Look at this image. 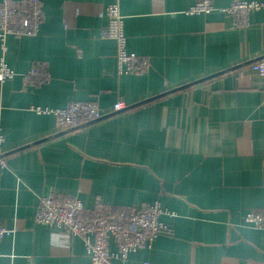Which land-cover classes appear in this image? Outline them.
Masks as SVG:
<instances>
[{
    "label": "crops",
    "instance_id": "0c3cea01",
    "mask_svg": "<svg viewBox=\"0 0 264 264\" xmlns=\"http://www.w3.org/2000/svg\"><path fill=\"white\" fill-rule=\"evenodd\" d=\"M117 1L145 74L119 75L116 42L101 37ZM234 1L192 15L195 0H41L39 33L9 36L5 52L0 41L16 73L0 83V222L15 230L0 264H92L81 239L35 221L50 192L90 215L156 201L174 214L127 264H264V230L245 223L264 210V76L250 66L264 58V9L240 29ZM119 100L151 101L71 131L32 109L96 102L110 115Z\"/></svg>",
    "mask_w": 264,
    "mask_h": 264
},
{
    "label": "built area",
    "instance_id": "2783aa9c",
    "mask_svg": "<svg viewBox=\"0 0 264 264\" xmlns=\"http://www.w3.org/2000/svg\"><path fill=\"white\" fill-rule=\"evenodd\" d=\"M214 0H195L189 9L192 15H209L214 11ZM264 9V3L249 0H235L227 11L235 27L244 29L251 24L250 14ZM108 24L102 30V39L113 40L117 45V68L121 76L142 75L150 70L147 57L131 53L127 48L124 19L119 2L107 6ZM44 6L41 0H3L0 3V41L2 50H7L9 36L16 38L36 36L43 24ZM252 70L264 76V58L250 64ZM29 75L35 76L34 70ZM16 76L5 58L0 61V83ZM128 105L119 100L111 114L125 111ZM38 114H52L57 118L61 131L79 129L100 121L105 113L96 102H72L65 108L34 107ZM4 136L0 133V166H5L2 153ZM171 214L161 202L140 209L122 208L95 214H85L82 201L70 195L50 192L40 197L35 216L38 224L62 231L82 240L92 264H127L130 255L153 248L159 236L169 230L161 221L163 215ZM247 227L264 230V210L250 211L245 216ZM15 230L0 222V240L13 235ZM115 250L111 249V243ZM144 264H150L145 262Z\"/></svg>",
    "mask_w": 264,
    "mask_h": 264
},
{
    "label": "water",
    "instance_id": "95a60500",
    "mask_svg": "<svg viewBox=\"0 0 264 264\" xmlns=\"http://www.w3.org/2000/svg\"><path fill=\"white\" fill-rule=\"evenodd\" d=\"M188 87V86H187ZM180 89V88H179ZM172 91H177L176 89L175 90H172ZM153 100V99H152ZM149 101H151V100H146V101H144L143 103H147V102H149ZM143 103H139V104H136L135 106H130V107H128L126 110H129V109H132V108H134V107H137V106H140L141 104H143ZM119 113V112H118ZM115 114H117V112L116 113H113V114H110V115H106V116H104L101 120H103V119H106V118H109L110 116H114ZM88 124H85V125H83V126H81V127H84V126H87ZM80 127V128H81ZM72 130H75V129H72ZM69 131H71V130H69Z\"/></svg>",
    "mask_w": 264,
    "mask_h": 264
}]
</instances>
